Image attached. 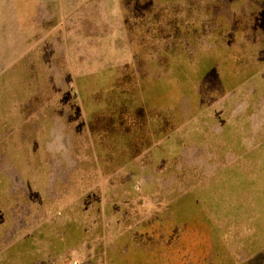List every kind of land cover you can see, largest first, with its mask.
<instances>
[{"label":"rangeland","instance_id":"374dc122","mask_svg":"<svg viewBox=\"0 0 264 264\" xmlns=\"http://www.w3.org/2000/svg\"><path fill=\"white\" fill-rule=\"evenodd\" d=\"M0 264H264V0H0Z\"/></svg>","mask_w":264,"mask_h":264},{"label":"trees","instance_id":"16d2710c","mask_svg":"<svg viewBox=\"0 0 264 264\" xmlns=\"http://www.w3.org/2000/svg\"><path fill=\"white\" fill-rule=\"evenodd\" d=\"M117 102H119V104ZM130 102L131 101L129 99L117 97L114 104L111 106L110 111L112 113V116L109 118L108 123L105 124L103 119L100 120L97 117V113H96L93 118H89V120L91 122V126L93 127V128L91 127V129H93V130L95 129L93 124L94 125L97 124L98 128L100 129L104 123V127H107L110 132L115 130L117 132L116 134H118L120 132V127H121L122 122L121 121L118 122V120H116L117 114H119L120 112H125L124 108H127L126 104H128ZM138 109L141 110V114H139V116L142 117L143 110H145V101L144 100L141 101V104L139 105ZM126 122L127 121H124V125L126 124ZM174 126H175V123H173L172 125H170L169 123H166L162 127L157 128V130L155 131V134H156V136H158V135L163 136L166 133H168L172 128H174ZM160 136H158V137H160ZM126 140H127L126 145L130 146L129 140L128 139H126ZM137 151H134V153ZM130 158H132V157L130 156ZM128 160H129V156H126V155H119L117 158L118 163H125Z\"/></svg>","mask_w":264,"mask_h":264}]
</instances>
